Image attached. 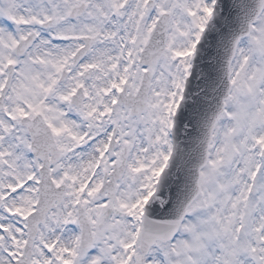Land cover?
Segmentation results:
<instances>
[{
    "label": "snow or ice",
    "instance_id": "snow-or-ice-1",
    "mask_svg": "<svg viewBox=\"0 0 264 264\" xmlns=\"http://www.w3.org/2000/svg\"><path fill=\"white\" fill-rule=\"evenodd\" d=\"M0 264H264V0H0Z\"/></svg>",
    "mask_w": 264,
    "mask_h": 264
}]
</instances>
